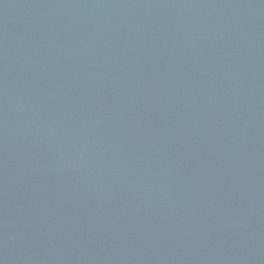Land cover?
<instances>
[{
	"label": "water",
	"instance_id": "obj_1",
	"mask_svg": "<svg viewBox=\"0 0 264 264\" xmlns=\"http://www.w3.org/2000/svg\"><path fill=\"white\" fill-rule=\"evenodd\" d=\"M0 264H264V0H0Z\"/></svg>",
	"mask_w": 264,
	"mask_h": 264
}]
</instances>
